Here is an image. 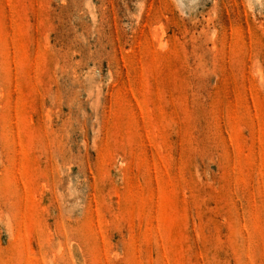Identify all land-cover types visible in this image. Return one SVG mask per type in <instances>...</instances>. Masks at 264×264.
Returning <instances> with one entry per match:
<instances>
[{"label":"rangeland","instance_id":"374dc122","mask_svg":"<svg viewBox=\"0 0 264 264\" xmlns=\"http://www.w3.org/2000/svg\"><path fill=\"white\" fill-rule=\"evenodd\" d=\"M0 264H264V0H0Z\"/></svg>","mask_w":264,"mask_h":264}]
</instances>
